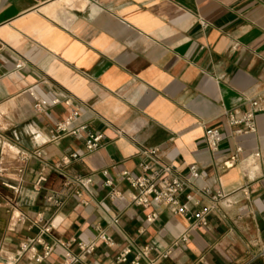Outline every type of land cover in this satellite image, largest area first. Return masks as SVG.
<instances>
[{"label": "crops", "instance_id": "obj_1", "mask_svg": "<svg viewBox=\"0 0 264 264\" xmlns=\"http://www.w3.org/2000/svg\"><path fill=\"white\" fill-rule=\"evenodd\" d=\"M256 96L264 106V0H0V264H61V243L71 239L96 241L84 264H118L125 236L151 245V257L172 250L156 264H250L264 244V167L250 157L264 156V110L255 132L233 136L226 114ZM65 99L103 134L101 148L86 153L81 140L51 138L73 109ZM37 100L49 105L38 109ZM207 127L222 132L217 152L205 143ZM139 145L155 147L182 175L192 163L204 174L179 200L193 212L212 206L207 225L179 247L173 241L190 226L184 215L132 205L123 181H115L122 199L107 196L101 172H139ZM236 145L239 161L222 169ZM72 152L82 157L66 173L94 175L82 200L44 166ZM48 222L52 252L40 262L21 254ZM99 231L113 246L97 240Z\"/></svg>", "mask_w": 264, "mask_h": 264}, {"label": "built area", "instance_id": "obj_2", "mask_svg": "<svg viewBox=\"0 0 264 264\" xmlns=\"http://www.w3.org/2000/svg\"><path fill=\"white\" fill-rule=\"evenodd\" d=\"M203 25H206L203 23ZM34 95L33 93H31ZM58 98L51 100L50 104L54 105L59 103ZM66 104H74L69 99H65ZM45 105H49L44 101L37 100L35 107L43 109ZM79 104H74L70 114L64 119L58 121L50 131L52 139H58L62 137H73L83 142L85 152L91 153L102 147L103 134L99 131L92 130L90 125L81 121V112ZM264 110V106L261 105V96H256L251 99L249 107L243 112L232 111L226 114V123L231 129V135H241L246 133L255 132V115L258 112ZM223 135L217 127H207L204 131V140L211 152L219 151L220 143L223 141ZM242 152V147L235 146L234 153L225 158L221 162L222 169H229L239 161V155ZM31 155V154H30ZM30 155L27 156L30 157ZM32 156L41 158L42 153L40 150H35ZM82 155L78 152H72L65 154L60 159L52 164L44 163V166L48 167L55 173H57L63 181L64 186L72 189V196L76 199L82 200L81 196L84 193L90 194L91 187L94 182L93 174H74L68 175L66 168L68 165L76 159L81 158ZM138 168L139 172H133L128 170H122L118 172L115 178L108 175L106 170L101 173L105 176L103 185L109 188L107 196L110 200L122 199L121 192L116 189L115 181H123L127 184L130 191L129 202L132 205L141 208L164 206L174 214H182L189 221V228L185 229L178 237L173 241V247H179L189 241L190 230L196 227H203L207 225V216L212 210V206L199 209L197 212H193L187 205V203H181L179 196L187 189H192L197 181L204 179V174L197 164L192 163L188 165V174L182 175L178 168L173 163L165 162L160 152L155 147H146L143 145L138 146L137 151ZM250 157L255 161L260 160L264 167V156L259 151L253 152ZM38 183L34 185L36 187ZM201 194H209V189L202 187L198 189ZM221 193L212 195V199L216 200L221 198ZM48 200H52V197H48ZM189 201L192 197L188 198ZM57 203V201H54ZM87 205V202L82 201ZM157 217V213L151 212L146 216V221L152 223ZM39 220L42 217L39 215ZM112 224L117 225L119 222L118 217L112 219ZM52 229V222L44 223L39 230L36 237L26 238L19 246L21 254L29 253L30 258L37 262L46 258L53 250V245L46 244L44 236L49 234ZM97 240L103 242L106 246L111 247L114 244V240L110 235L103 231L97 233ZM125 246L114 258L116 263L128 262V255L134 253L133 258L128 264H141L143 261L146 264H156L159 259H168L171 256V249L160 253L158 256L151 257L153 247L149 244L138 245L130 237L125 236ZM41 244L43 249L42 253L38 254L36 245ZM64 247V260L61 264H84V261L88 255H91L96 250V241H83L79 239H71L64 243H61ZM73 247L76 248V252L73 251ZM98 264V263H93ZM250 264H264V244L258 248V250L251 256Z\"/></svg>", "mask_w": 264, "mask_h": 264}]
</instances>
